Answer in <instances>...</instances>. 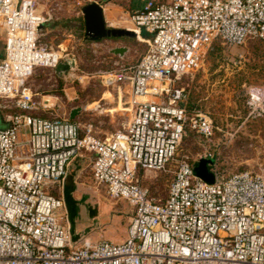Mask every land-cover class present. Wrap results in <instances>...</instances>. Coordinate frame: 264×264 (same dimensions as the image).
Segmentation results:
<instances>
[{
    "label": "built area",
    "instance_id": "built-area-1",
    "mask_svg": "<svg viewBox=\"0 0 264 264\" xmlns=\"http://www.w3.org/2000/svg\"><path fill=\"white\" fill-rule=\"evenodd\" d=\"M88 1L106 13L104 1ZM122 11L150 42L134 66L103 77L106 87H128L135 110L122 130L100 140L54 116L27 86L37 69L63 61L40 40L51 11L42 14L36 0H0V111L9 112L0 130V264H264L262 175L225 176L210 156L213 183L186 160L177 162L165 198L143 181L165 171L187 130L212 137L211 121L189 115L183 91L171 85L195 71L215 41L264 43V0H146ZM84 154L96 187L132 209L123 243L71 237L63 186L67 167Z\"/></svg>",
    "mask_w": 264,
    "mask_h": 264
},
{
    "label": "rangeland",
    "instance_id": "rangeland-1",
    "mask_svg": "<svg viewBox=\"0 0 264 264\" xmlns=\"http://www.w3.org/2000/svg\"><path fill=\"white\" fill-rule=\"evenodd\" d=\"M102 1L109 10L108 16L111 15L108 18L104 12L106 26L130 30L133 27L122 10L138 9L146 3V0ZM36 3L42 14L51 11V18L48 16L49 21L40 33L41 42L61 51L62 62L73 59L75 65L60 76L55 70L37 69L27 86L36 99L51 105L54 116L69 119L72 110L79 108L74 121L82 131L89 130L91 136L100 140L110 139L128 123L135 105L129 102L126 85L114 83L106 87L103 77L118 75L134 66L145 53L149 39L91 41L85 38L81 15L82 7L90 4L88 0H36ZM118 47L126 49L123 59L112 52ZM3 49L4 37L0 35L2 56ZM172 87L183 91L187 113L207 117L214 131L211 138L205 139L187 130L165 171L145 173L144 184L155 197L165 198L175 166L181 160L196 167L204 157L213 156L225 176L249 171L264 177V43L251 39L241 46H228L215 41L203 52L199 67L175 81ZM38 116L49 117L50 112H40ZM7 127L0 111V130ZM80 160L83 169L76 181L81 191L88 193V199L66 207V221L73 229L74 239L89 236L92 240L123 243L132 209L123 200L105 197L92 181L90 158L86 155Z\"/></svg>",
    "mask_w": 264,
    "mask_h": 264
},
{
    "label": "water",
    "instance_id": "water-1",
    "mask_svg": "<svg viewBox=\"0 0 264 264\" xmlns=\"http://www.w3.org/2000/svg\"><path fill=\"white\" fill-rule=\"evenodd\" d=\"M82 16L85 27V38L91 41H98L106 38H121V37H137L138 34L132 30L107 28L104 20L103 9L99 3H90L82 7ZM43 28V27H41ZM140 36L147 37L145 30L140 31ZM2 58V55H0ZM75 65L73 59H65L64 62L59 63L55 69V73L60 76L65 72L71 70ZM81 109L72 110L70 113V120H74ZM210 159H201L195 167V172L202 180L213 183L214 177L208 171V165L212 164Z\"/></svg>",
    "mask_w": 264,
    "mask_h": 264
},
{
    "label": "crops",
    "instance_id": "crops-1",
    "mask_svg": "<svg viewBox=\"0 0 264 264\" xmlns=\"http://www.w3.org/2000/svg\"><path fill=\"white\" fill-rule=\"evenodd\" d=\"M115 49H123V48L118 47ZM115 49H113L112 52H114ZM124 54H121V55L118 54L119 58L123 59ZM13 112L17 113L18 110H14ZM7 113H9V112L8 111H2V120H3L4 115ZM33 114L35 116H38V114H40V112H34ZM85 156H86V154H84L82 157L76 158L67 167V176H66V179L64 181V186H63V198H64V202H65V205L67 208H68V206H70L72 204L75 205V204L81 203L85 199H88V197H87L88 193L82 192L81 189L78 187L77 181H76L78 173H80L81 169H83V164H82V161L80 160V158H83ZM87 157H89V156L87 155ZM80 198H82V199H80ZM95 218H96V216H93L92 219L94 220ZM69 226H70V224H69ZM70 233H71L72 239L76 240V239H74L75 236L73 234V229L71 228V226H70Z\"/></svg>",
    "mask_w": 264,
    "mask_h": 264
},
{
    "label": "bare ground",
    "instance_id": "bare-ground-1",
    "mask_svg": "<svg viewBox=\"0 0 264 264\" xmlns=\"http://www.w3.org/2000/svg\"><path fill=\"white\" fill-rule=\"evenodd\" d=\"M106 14H107V16H108V13H107V9H106ZM111 17V15L110 16H108V18H110ZM112 22H115L114 20H112V19H110ZM126 30H129V29H126ZM126 52V49H115V51L113 52V54H115V55H121V54H124ZM146 99V98H145ZM145 99H142V101H145ZM49 106H51V105H49Z\"/></svg>",
    "mask_w": 264,
    "mask_h": 264
}]
</instances>
